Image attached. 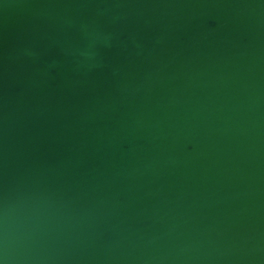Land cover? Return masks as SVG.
<instances>
[{
    "label": "water",
    "instance_id": "obj_1",
    "mask_svg": "<svg viewBox=\"0 0 264 264\" xmlns=\"http://www.w3.org/2000/svg\"><path fill=\"white\" fill-rule=\"evenodd\" d=\"M2 264H264V0H0Z\"/></svg>",
    "mask_w": 264,
    "mask_h": 264
},
{
    "label": "clouds",
    "instance_id": "obj_2",
    "mask_svg": "<svg viewBox=\"0 0 264 264\" xmlns=\"http://www.w3.org/2000/svg\"><path fill=\"white\" fill-rule=\"evenodd\" d=\"M0 264H2V262H0Z\"/></svg>",
    "mask_w": 264,
    "mask_h": 264
}]
</instances>
